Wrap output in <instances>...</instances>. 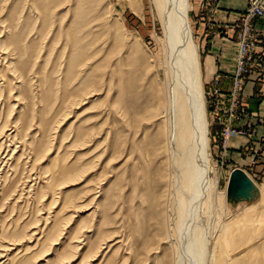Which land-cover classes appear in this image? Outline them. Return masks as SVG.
Listing matches in <instances>:
<instances>
[{
    "label": "rangeland",
    "instance_id": "374dc122",
    "mask_svg": "<svg viewBox=\"0 0 264 264\" xmlns=\"http://www.w3.org/2000/svg\"><path fill=\"white\" fill-rule=\"evenodd\" d=\"M191 2L221 194L214 204H223L234 167L264 185V15L253 21L240 81L234 91L236 55L227 90L219 73L206 83L203 60L213 37L226 39L230 29L238 54V17L219 16V0ZM155 4L0 0V264L168 263L157 221L174 195L163 197L173 186L162 174L172 172L153 150L165 140L157 101L167 104ZM132 100L138 105L126 113ZM220 220L213 206L203 224L212 233Z\"/></svg>",
    "mask_w": 264,
    "mask_h": 264
},
{
    "label": "bare ground",
    "instance_id": "6f19581e",
    "mask_svg": "<svg viewBox=\"0 0 264 264\" xmlns=\"http://www.w3.org/2000/svg\"><path fill=\"white\" fill-rule=\"evenodd\" d=\"M154 1L164 27L159 43L162 44L160 55L165 70L167 104L164 108L160 103L163 99L157 101L165 140L153 150L160 158L159 164L168 158L164 163L172 172V175L162 174V180L166 179L164 181L173 186V190L170 187L165 189L163 197L171 191L174 195L168 206L165 205L166 211L161 205L157 225L163 227L164 233L158 237V243H166L170 251H174V254L170 253L167 264H264V185L254 180L258 190L253 198L257 197L255 203L242 205L238 204L242 200L231 202L226 185L223 204H214L221 194L215 191L217 181L213 178L210 162L209 119L200 48L194 38L191 21L193 4L191 0ZM137 105L136 100L130 101L126 113L135 111ZM163 110L166 115H162ZM51 173L45 175L51 177ZM229 202L234 205L229 206ZM213 206L219 208L221 220L220 226L214 227L211 233L203 222ZM232 209L235 211L226 216V211ZM200 214L202 217L199 219ZM107 238L104 236L100 240L95 253L109 240Z\"/></svg>",
    "mask_w": 264,
    "mask_h": 264
},
{
    "label": "crops",
    "instance_id": "0c3cea01",
    "mask_svg": "<svg viewBox=\"0 0 264 264\" xmlns=\"http://www.w3.org/2000/svg\"><path fill=\"white\" fill-rule=\"evenodd\" d=\"M245 4L246 0H219L216 8L217 14L229 21L234 20L239 16ZM235 13L236 15H234ZM260 18L254 19L256 25ZM200 28L204 29V25L200 26ZM227 33L226 39L213 37L214 40L211 41L210 45H207V53L203 60V70L206 83L212 80L216 73H219V83L228 90L233 82L232 74L235 69L237 44L231 39L234 35L233 30L230 29Z\"/></svg>",
    "mask_w": 264,
    "mask_h": 264
},
{
    "label": "built area",
    "instance_id": "2783aa9c",
    "mask_svg": "<svg viewBox=\"0 0 264 264\" xmlns=\"http://www.w3.org/2000/svg\"><path fill=\"white\" fill-rule=\"evenodd\" d=\"M264 15V0H246L243 11L239 14L235 22L231 24V27L236 33L238 43L237 54V66L234 80V91L238 82L240 81L241 67L243 58L248 55L250 43L255 42L256 26L254 25V19L262 17ZM217 90V89H215Z\"/></svg>",
    "mask_w": 264,
    "mask_h": 264
},
{
    "label": "water",
    "instance_id": "95a60500",
    "mask_svg": "<svg viewBox=\"0 0 264 264\" xmlns=\"http://www.w3.org/2000/svg\"><path fill=\"white\" fill-rule=\"evenodd\" d=\"M258 190L253 179L240 167H234L229 175L227 197L231 202L251 200Z\"/></svg>",
    "mask_w": 264,
    "mask_h": 264
}]
</instances>
